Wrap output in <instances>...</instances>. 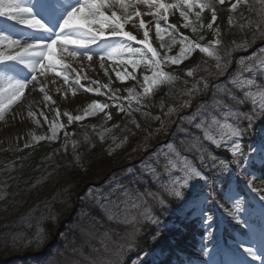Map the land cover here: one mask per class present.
Segmentation results:
<instances>
[{
  "label": "rangeland",
  "instance_id": "374dc122",
  "mask_svg": "<svg viewBox=\"0 0 264 264\" xmlns=\"http://www.w3.org/2000/svg\"><path fill=\"white\" fill-rule=\"evenodd\" d=\"M5 2H7V0H5ZM21 2L29 7H32L34 13L37 14L38 9L35 4L36 0H21ZM123 2L125 4H128L129 0H123ZM236 2L237 0H224V5L228 6L231 9V4ZM74 3L75 1L72 4ZM241 4H245V2ZM241 4H238V7L236 9H231V12L234 14L236 11H239V5ZM254 5L261 6L257 3H255ZM262 7H257L256 14L259 20V29L264 32V16L260 15ZM107 11L108 14H110L111 11H116L118 15L122 14V12L124 11H138L143 15L140 17L134 16L133 19L135 20V27L132 23H128L125 25L126 30L135 33V30L139 25V19H144L146 22V27L148 23H151L152 25L149 30L151 39L159 40L162 39L166 34V32L163 31L160 34V37H157L155 32V23L157 22V19L151 15V13L155 11V9L150 5L144 3H136L134 9H121L119 8V6H110ZM3 18L8 19L7 17ZM209 18V15L201 16L198 22L203 23L204 26L197 27L195 32H193L192 29L187 30L183 28V26L181 27V32H183V36L187 37L188 40L189 38H191L189 34L192 33L194 35L193 38H191L192 42L199 43L203 46H208L209 51L212 53V55H209L208 53H200L198 50H195L188 58L184 59L181 64L173 65L170 62H165V55H179L181 38L177 39L174 49H162V51H160V59L162 64L170 67L173 70H176L177 72H180L178 74L180 79L178 81V85L175 84L174 79H176V74L171 72L168 73L170 79H168L165 83L154 87V89H159L160 87L163 88L162 91H160L159 94L153 98L154 102L152 103V107L154 108V110L159 112L157 117L153 113L148 111H153V108H146L144 105H142V99L144 97H142L141 103H137L136 100V96L138 94H141L143 91V76H151L152 74V69L150 68V66H143L139 70L138 78L136 79V81L131 78L121 81L117 79L116 72H124L125 67L120 65L119 60H114L110 57L105 58L103 62L104 67H101L100 59L93 58V60L89 61L81 55L72 57L68 55V53L65 54L64 52L61 55L63 63L64 65H66L64 74L69 77V81L67 83L62 77L56 76L55 72H48L46 76L43 77L38 76L39 82L35 84H29L26 88V94L21 100L13 102L10 106L0 112V150L7 151L11 154L21 149H34L40 142L43 141L47 142V144L49 145L54 146V148L60 147L65 139L66 141H71V139H73L75 136H72V131H69L65 127L58 128L55 134V138H50L52 136V132L51 127H48L47 120L50 118L51 113L52 117H55V115H53L52 108L53 99L57 97H64L65 99L63 100V104L66 102V100H68L69 105L71 106H64L65 108L70 107L68 109V113L72 116L81 115L82 117L84 116V110L93 100L101 104H107L100 97L92 98L81 93L76 97H73L72 94L75 88L74 80L77 76H79L81 79V84H83L84 82L86 86L101 87L100 94L106 95L107 98H109V100L114 104V109L119 115V123H133L134 115L137 112L140 113L145 119V134L143 135L142 133V136L138 139V141L140 142L137 143H128L125 141L126 138L121 139L120 137L112 135V128H114L115 125L110 120L112 110L110 106L103 112L97 111L93 116L84 117L80 121L73 120L74 124L78 126L86 125L94 127L96 125L95 132H97L98 140H101L105 145L107 156L109 157V159H106L105 157H98L99 161L96 163L97 167H94L97 168L95 171V173H97L96 176H103L102 174L105 172V170L110 169L114 166V164L123 163L131 159H136L139 157L140 153L143 150H151L152 148L153 150L148 152L147 155H144L140 162L132 165L134 168L140 170L142 174L146 173L145 179L150 180L154 184L156 182L148 174V169L155 168L157 172L162 174L163 179L167 181L168 176L163 171L166 159L169 157L174 160L177 159L175 156V153L177 152L181 157H185L192 166L202 169L204 165H206V163H211L210 158L214 157V151L212 154H210L209 152L202 153L204 162L202 163L201 156L197 161L198 164H201L203 166L201 168L198 164L192 162L191 157H189L188 159L186 156L180 153L177 150L176 146H174V143H176L179 148L181 144H187L190 151H196L199 153L203 152V149L200 148L203 144L200 136H203L205 140L212 142L216 147L215 151H218V147L223 148V146L221 145H224V147L226 148L228 144L236 140V138H231L228 135V126L233 124L224 123V120H227L229 117H231L234 112L232 109H230L231 107L227 106L226 102L221 98V93L225 94L223 90L227 89L229 91V86H239L240 88L242 87L243 89H245L246 93H248V97L252 98V102H256L253 104V106L259 107L261 105H264V91L259 90L258 86L255 87L256 78L254 77L260 71L264 75V68L260 66V62L264 61V52L261 51L262 47H260L258 52L253 56H246L247 59H245L244 61V66L246 67L244 68L243 72L240 71V68L237 69L236 72L227 77L226 82H224L223 85H217V87L213 89L208 103H200L196 105L192 110V101L197 97L200 98L205 95L207 86L211 81L210 78H216L222 73L223 75L225 73H228L226 67L229 65V63L227 65L225 63V66H223V64L221 63L222 54L220 53L223 52L227 56H231L234 50L233 45L227 46L228 41L223 42L222 50L216 49L218 45H216L214 42L216 40H219V26L215 21L213 23V28L209 29L207 27V24L211 22V19ZM183 22H185L184 19ZM18 25L20 24L18 23ZM20 26L28 35L36 34L37 30L29 29L24 25ZM151 31L153 32V35ZM201 37H203V39H201ZM229 41H232L234 44L243 42L242 40H238L237 38ZM57 50L60 51L59 46L57 47ZM250 62L254 65H249ZM212 64L214 65V69L212 74L210 75L208 71H211ZM9 68V62L3 64V67L0 68V88L6 87L9 83L14 82L18 79L16 73L9 72ZM68 68H72L77 72L75 78L69 76V73L67 71ZM188 70H191L193 75H187ZM163 71L166 72V69L163 68ZM23 79L26 78L23 76ZM248 81H252V83L249 84ZM103 85H108V87L104 88L102 87ZM41 87L44 88V92L40 91ZM129 89H132L131 93L128 91ZM45 94H47L50 99L45 100ZM7 95L8 93H5L3 96H0V99H2L5 104H7V102H5L7 100L5 99ZM129 97H131V99H128ZM215 101H220V103H216ZM117 105L119 107H117ZM29 113H32V115H29ZM41 113H43V115ZM140 123L141 127L143 128V123ZM197 124H199L200 127L194 131L193 128H195ZM172 125L174 126L172 127L171 131L170 128ZM175 127L176 129L183 127V130H181L182 133H179L180 135L177 136L175 142H169V140H167L168 137L166 133L174 132V130H176ZM188 132L197 133L200 138V143L197 141H193V143H186V141L189 140L187 138L189 137V134H186ZM36 137H42V139H36ZM236 142L240 143L239 139ZM182 147L184 148V145ZM193 147L194 149H192ZM15 158L8 157L6 161H11ZM157 160H159V164H157ZM3 164H6V162H4ZM79 168L81 173L79 171L78 173L81 176H85L82 173L83 171H86V168L83 166H80ZM43 171L44 169L39 170L38 176H34L32 184L36 189V186L39 183L44 182L46 179V175L42 174ZM173 175H179V172L173 170ZM101 178H99L98 180H100ZM86 179L87 178L84 177V181ZM108 179L109 180L104 183V186L101 185L99 187L98 185L88 188L84 193V196L77 201V216L75 219L76 223L72 222L69 226V230L71 233L69 244H72L73 242L77 243L75 239L83 238L84 234L89 235L93 233L95 235H98L99 237L105 236L103 233L105 231V228L112 230L114 223L121 221L125 209L129 206L124 205V198H128V194H130L131 191L126 188V184L122 186L120 184V181L116 180L113 175H111ZM30 180L31 178L23 179L22 184H27L30 182ZM60 180L61 178L59 175L54 178L51 177V180H49V186L53 187V185H55L56 182L58 183ZM124 182L125 180L122 181V183ZM66 183H68V181H66ZM200 183L203 185L202 181ZM71 186L72 188L66 191L63 190L62 182L59 183V188L54 190V196L58 200L65 198V196H67L69 199L74 198L77 187L80 188L81 185H75L74 183L70 185V187ZM205 187L206 186H204L203 190H205ZM254 187L256 191L251 190L250 193L254 194L255 199H258L260 201V196L264 195V185L262 186L260 182H257ZM29 188L30 186L27 187V190H29ZM121 189H123L124 192L120 193ZM189 194L190 193H188L187 195ZM239 196L242 200L243 196H241L240 193ZM171 197L173 202L174 200H177V197ZM83 199L85 200V202H89L88 206H98L94 208V217H92L86 211V209L83 208ZM79 204L80 208L78 211ZM72 205H70V209ZM126 210L133 215L140 214L138 213L139 211L137 209H133L131 207H128ZM191 210H193V212L191 213H195L196 211L195 208H192ZM25 213L26 211L24 213H20V215H23ZM150 213L153 218L151 210ZM250 213L251 208L248 203L240 205V209L238 210V214L240 215V217H243L245 215L250 216ZM102 215H104V218H102ZM195 215H188V213L185 214L184 221L192 218ZM141 217L144 218L143 216ZM74 218L72 219L73 221ZM215 219L219 220L218 216L217 218H214V222ZM99 222H102V225L105 228ZM173 222H175L174 225H176V221L173 220ZM148 223L152 224L153 222L152 220L148 219ZM170 223L171 221L167 222V227H169ZM214 224L215 223H213L212 227L210 228L211 232L209 233L208 238V243L211 244H213L212 235L215 232L218 233L217 226H214ZM202 226L205 228L203 224ZM246 238H248V241L243 242L249 243L243 244L246 247H251L252 245H254L252 246L253 249H257V247L259 246H261L260 249H264L263 242H261V244H257L259 240H256L250 235L246 236ZM107 239H109L108 235L105 236V240H97L96 245L98 247H103L109 255H112L115 259L119 260V256L122 254V251L125 248L128 249L129 247V238L119 237L118 243L114 245H110L109 242L106 243ZM40 242V240H38L37 242L29 241L27 244L33 246ZM237 245H241V243L237 242ZM244 255L248 257V262L250 264L253 263L250 261L254 260L251 256H249L247 253H244ZM207 257V263L212 264L215 257L213 259L211 253H209ZM245 262L247 263V261ZM86 264L90 263L86 262Z\"/></svg>",
  "mask_w": 264,
  "mask_h": 264
},
{
  "label": "snow or ice",
  "instance_id": "6c2138e0",
  "mask_svg": "<svg viewBox=\"0 0 264 264\" xmlns=\"http://www.w3.org/2000/svg\"><path fill=\"white\" fill-rule=\"evenodd\" d=\"M221 4L224 0H219ZM246 0H237L236 3L231 4V9H236L238 4L244 3ZM136 3H144L150 5L155 9L151 13L152 16L157 18L155 23V32L157 37L165 31L162 28L159 20H168L169 9H180V16L183 17L184 23L183 28H192L195 32L196 28L189 21V14L192 13L193 9H200L194 13L197 21L200 20L201 11L204 8H210V4L197 3L196 0H177L176 3L167 4L164 0H129L128 4H125L123 0H75V3L70 5L62 15V18L58 22V27L53 31L50 26L44 22L42 19H38L36 13H34L33 8L22 3L21 0H0V17H7L12 21H17L20 25H24L29 29L37 30L42 35H31L29 37H21L20 39L13 38V35L6 33L4 30H0V68L3 67L4 63L7 62H18L19 65L30 70L31 79H17L14 82L9 83L6 87L0 88V96L5 93L8 95L5 97L7 99V104L0 99V112L5 108L10 106L13 102L21 100L26 94V88L29 84L38 83V76H46L48 72H55L56 76L62 77L67 83L69 77L64 74L66 65L63 63L62 53L68 52L71 47L73 50L68 52V55L76 57L81 55L87 60H93V54L90 53L89 49L93 45L104 44L106 41L113 38L126 39L127 41H138L142 45L147 53L151 56L144 60L143 63L146 67L150 66L152 69L151 76H143V91L141 94L136 96L137 103H141L142 97H145L153 92L154 87L165 83L170 79L167 72L163 71L160 66V60L157 59L158 52L152 43L149 42V30L152 27L151 23H148L146 27V22L144 19H139V29L143 30V38L138 39L137 35H134L132 31H128L125 25L132 23L135 27V20L133 17H140L143 14L138 11H124L122 14L118 15L116 11H111L108 14L109 7L119 6L121 9H134ZM264 4V0H262ZM260 15L264 16V7L260 11ZM217 20L216 11L213 8L211 14V22L207 24L209 29L213 28V23ZM175 29V25H170ZM203 39V37H201ZM26 40H31V42H25ZM216 45H220V41L216 40L214 42ZM249 43H251L249 41ZM180 53L178 56H164L165 62H170L173 65H178L183 62L184 59L188 58L195 50L200 53H208L212 55L209 51L208 46H203L199 43L189 41L187 37L181 36L180 39ZM186 45V46H185ZM54 46H59V52L56 51ZM109 48L105 44V49ZM124 48V45L119 47L110 48V50L101 49L99 59L101 61V67H104V60L106 57H111L114 54L120 52ZM137 49L128 48L129 53H135ZM264 52V47L261 48ZM119 63V62H118ZM125 64L131 63L133 69H135L141 61L139 60H125ZM260 66L264 68V61L260 62ZM187 75H193L191 70L187 71ZM116 77L118 80L124 81L126 79H137L134 72H116ZM75 83L83 88L86 92H92L100 94L101 87L85 86L81 84V79L79 76L76 77ZM249 84L252 81H248ZM102 87L107 88L108 85H103ZM41 92H44V88L41 87ZM130 93L132 89L128 90ZM227 96H229L233 101L238 104L245 103V99L248 93H245L244 98L236 100V96L233 95L231 91L227 89L223 90ZM115 98V97H113ZM50 99L47 94H45V100ZM128 99H131L129 97ZM220 103V101H215ZM109 107L108 104H101L93 100L88 107L84 110V116L71 114L65 112L64 115L68 117L69 122L73 120L80 121L84 117L93 116L97 111L103 112ZM117 107H119L117 105ZM43 115V113H41ZM32 115V113H29ZM59 115V113H58ZM255 113L248 114L245 112H237L235 117V124L229 125L228 135L231 138H236L232 143L228 144L226 150L229 151L231 159L222 165V171L225 173L224 176L215 177L216 180H223L222 195L223 197L233 204V209L227 214L236 221V223L243 224L246 228L250 227L248 220H242L238 214V210L241 205V198L239 196V187L241 183H244L247 187L251 188L253 181L255 179L254 173L250 175L249 167L254 166L255 153L253 155H248L244 152L242 145L236 142L240 137L244 135L245 128L242 126L245 121H247L248 127H251L252 121ZM261 115L264 116V105H261ZM62 125L53 122L51 124L52 136L50 138L54 139L58 128ZM197 128L200 127L199 124L196 125ZM261 134V147L259 149L260 166L264 167V129L260 130ZM36 139H42V137H36ZM177 159L167 158L164 165V173L167 174L168 179L165 181L161 173L157 172L155 168H149L148 174L151 178L159 185V191L157 192H146V195L151 197L152 200L159 202L160 204L165 203V196H175L177 198L185 197V190L193 196V205L196 209L195 213L201 218V223L205 226V229H210L214 223V216L210 215V210L207 208L209 200L215 201V196L212 192H205L204 186L212 187L215 183H209L208 175L203 169L192 166L185 157H181L177 152L175 153ZM211 166L213 171L218 167L215 161V157H211ZM202 163L204 162V157L201 156ZM159 164V160H157ZM173 170L179 172V175H173ZM203 182V185L200 182ZM235 185L233 188L232 186ZM256 191V189H252ZM260 200L264 202V195L260 196ZM144 203L141 202L135 207H143V211L140 213L145 219L152 220L153 223L156 221L152 218L151 213L148 208L144 207ZM111 218V217H110ZM135 217L130 219H125V223H133ZM243 251L251 256L253 259L261 260V264H264V257L258 256L256 251L252 247H244L241 243ZM206 252V249L204 250ZM227 264V262H224Z\"/></svg>",
  "mask_w": 264,
  "mask_h": 264
},
{
  "label": "trees",
  "instance_id": "16d2710c",
  "mask_svg": "<svg viewBox=\"0 0 264 264\" xmlns=\"http://www.w3.org/2000/svg\"><path fill=\"white\" fill-rule=\"evenodd\" d=\"M96 145L97 146H95L93 148L94 150L90 149V150L81 151V161L83 162L82 164L84 166L88 167V166L96 165V163L99 161L98 157H102L103 152H102L101 146H99L100 144H98L97 142H96ZM84 148H88V147L85 146ZM61 157H62V159H60V164H63L65 162L67 164H68V162L71 164L72 157L68 153H66V155H61ZM69 166L70 165L68 164L66 167H64L63 170L58 171L59 175L61 176V178L63 180H64V178H66L67 181L70 182L67 184H74L75 183V185H78V184H80V182H82L84 180V177L87 178L89 176H93L92 174H87V176H81L78 173V171L81 173L80 168H79L80 166H76L74 164H72V166H70V167ZM85 173L86 172H84L82 174L85 175ZM45 197H46V199H48L47 201H51V200H49L48 194Z\"/></svg>",
  "mask_w": 264,
  "mask_h": 264
}]
</instances>
